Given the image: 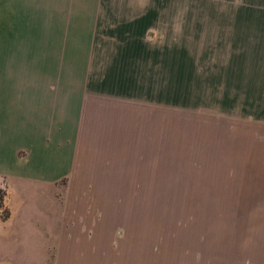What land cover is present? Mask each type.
<instances>
[{"label":"rangeland","instance_id":"374dc122","mask_svg":"<svg viewBox=\"0 0 264 264\" xmlns=\"http://www.w3.org/2000/svg\"><path fill=\"white\" fill-rule=\"evenodd\" d=\"M0 18L54 19L78 48L92 31L142 36L155 53L158 102L157 153L153 141L141 180L126 182L134 186H112L118 173L81 172L38 191L53 203L29 191L20 206L7 186L0 264L244 258L247 112H260L264 0H0ZM51 227L61 230L59 254L40 233Z\"/></svg>","mask_w":264,"mask_h":264},{"label":"crops","instance_id":"0c3cea01","mask_svg":"<svg viewBox=\"0 0 264 264\" xmlns=\"http://www.w3.org/2000/svg\"><path fill=\"white\" fill-rule=\"evenodd\" d=\"M262 28L260 112H247L245 255L231 264H264V21ZM84 44L78 48L75 38H62L54 19L0 18L4 204L7 186L19 206L29 191L34 202L51 204L56 198L38 191L81 172L118 173L121 183L112 186H134L126 182L141 180L142 156L151 154L153 141L157 153L155 53L142 36L125 32L92 31ZM10 216L11 209L4 222ZM40 233L54 237L48 244L59 254L60 228Z\"/></svg>","mask_w":264,"mask_h":264},{"label":"trees","instance_id":"16d2710c","mask_svg":"<svg viewBox=\"0 0 264 264\" xmlns=\"http://www.w3.org/2000/svg\"><path fill=\"white\" fill-rule=\"evenodd\" d=\"M6 192L5 190L0 187V210L2 214L0 215V220L5 221L9 217V213L7 209L4 207V200H5Z\"/></svg>","mask_w":264,"mask_h":264}]
</instances>
